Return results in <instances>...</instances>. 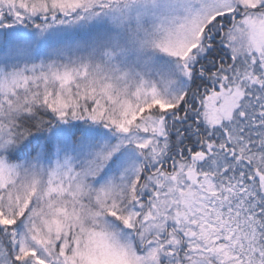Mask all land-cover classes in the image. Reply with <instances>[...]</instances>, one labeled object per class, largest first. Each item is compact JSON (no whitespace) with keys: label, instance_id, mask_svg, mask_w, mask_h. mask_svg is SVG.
Returning <instances> with one entry per match:
<instances>
[{"label":"snow or ice","instance_id":"obj_1","mask_svg":"<svg viewBox=\"0 0 264 264\" xmlns=\"http://www.w3.org/2000/svg\"><path fill=\"white\" fill-rule=\"evenodd\" d=\"M0 264H264V0H0Z\"/></svg>","mask_w":264,"mask_h":264}]
</instances>
